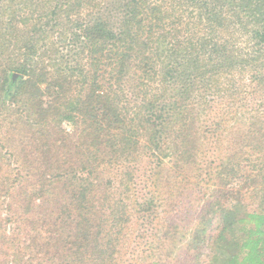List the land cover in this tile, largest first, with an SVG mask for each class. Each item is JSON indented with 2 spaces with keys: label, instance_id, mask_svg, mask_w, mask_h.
I'll list each match as a JSON object with an SVG mask.
<instances>
[{
  "label": "trees",
  "instance_id": "trees-1",
  "mask_svg": "<svg viewBox=\"0 0 264 264\" xmlns=\"http://www.w3.org/2000/svg\"><path fill=\"white\" fill-rule=\"evenodd\" d=\"M0 264H264V0H0Z\"/></svg>",
  "mask_w": 264,
  "mask_h": 264
},
{
  "label": "rangeland",
  "instance_id": "rangeland-1",
  "mask_svg": "<svg viewBox=\"0 0 264 264\" xmlns=\"http://www.w3.org/2000/svg\"><path fill=\"white\" fill-rule=\"evenodd\" d=\"M232 30H233L234 39H235V42H236V45L235 46H237V48H239L240 50L246 51L248 49V47H249V44H250V38H249L250 36L248 34H245L242 31V29H241L240 26H234ZM62 126H64L66 129H69V130L72 129L71 126H69V124H67V122L62 123ZM245 202H246V204H248L247 206H249L252 209L259 204V200L258 199L251 198L249 195L245 197ZM184 215L185 214H182L180 216L183 220L186 217ZM132 234L134 235L135 233H132ZM129 239H130L129 236L128 237L125 236V239H124L123 244L124 245L125 244H128ZM204 250H205V253H206V251H208L209 248H207V249L204 248ZM182 258L186 262V261H188V259L190 258V256L186 253L185 255L182 256Z\"/></svg>",
  "mask_w": 264,
  "mask_h": 264
}]
</instances>
